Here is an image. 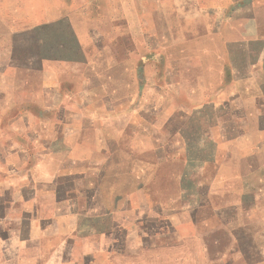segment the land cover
Masks as SVG:
<instances>
[{
    "label": "crops",
    "instance_id": "0c3cea01",
    "mask_svg": "<svg viewBox=\"0 0 264 264\" xmlns=\"http://www.w3.org/2000/svg\"><path fill=\"white\" fill-rule=\"evenodd\" d=\"M176 7L182 36L165 17L161 31L146 32L150 50L160 43L163 68L160 83L151 87L149 115L161 110L171 122L163 150L183 148L177 201L195 216L189 235H181L183 226L177 231L169 217L155 226L153 211L133 207L129 195L126 210L107 207L106 175L116 151L104 140L82 170L71 164L69 148L58 145L70 130L72 104L90 100L81 91L74 97L73 81L63 79L60 68L80 64L100 78L105 70L95 66L104 68L105 59L90 60L86 42L107 35L72 32V42L61 44L56 32L42 31L67 13L58 16L50 8L43 16L40 9L27 22L18 17L19 7L5 13L0 0V264H264V225L252 223L264 213V0H182ZM29 32L34 50L23 45ZM137 33L138 27L129 35L135 50ZM112 67L123 68L119 61ZM34 119L48 126H34ZM221 167L244 172L224 180ZM235 183L245 185L241 199L253 201L252 210L226 203ZM213 199L226 202L216 207V222L203 226L197 214ZM83 218L97 227L81 232ZM219 232L228 241L213 237ZM173 237L179 239L170 242Z\"/></svg>",
    "mask_w": 264,
    "mask_h": 264
},
{
    "label": "rangeland",
    "instance_id": "374dc122",
    "mask_svg": "<svg viewBox=\"0 0 264 264\" xmlns=\"http://www.w3.org/2000/svg\"><path fill=\"white\" fill-rule=\"evenodd\" d=\"M179 1L182 0H5V13L13 7H19L18 17L25 18L27 22L36 17L40 9L43 16L46 12L49 16L50 8L55 9L58 16L62 12L67 13V18L64 17L57 25H53L52 29L48 26L42 31L43 34L56 32L61 44L68 45L72 42L69 35L72 32L82 34L92 31L107 35L104 40L86 42L88 45L86 54L89 55L90 60L98 63L100 55L105 59V63H101L104 68L95 66V71L105 70L100 78H94L96 74L92 71L87 73L80 64H75L71 68H60L62 78L73 81L74 97L81 91L90 94V100L89 105L86 106L72 104L70 109L74 115L69 119L70 130L64 134V137H59L58 145L69 148L71 164L79 165L81 169V163L92 154L91 151L97 147L99 140H104L116 151V157L112 159L111 168L107 170L106 175L107 207L113 208L116 204L118 209L126 210L132 202L135 208L153 211L155 220L158 219L154 222L155 226L163 223L160 218L169 217L170 225H173L177 231L181 223L183 226L179 229L181 235H189L195 230V216L190 215L187 210H180L184 208L182 205L185 202L177 201L180 196L178 174L183 172L185 165V160L183 161L185 154L181 152L183 148L181 146L180 149L173 148L171 150L173 153H167V149L163 150L165 144L169 145L167 130L171 127V122L166 120L165 113L160 114L163 112L161 110H158L159 115H149L153 109L151 103L149 104L151 87L160 83L163 68L161 48L157 47L160 43L155 49L150 50L153 44L147 41L146 32L161 31V19L165 17L169 18L171 30L173 29L176 35L179 33L182 36L183 28L179 27L178 7H176ZM219 1L226 3L230 0ZM51 15L53 16V13ZM136 27H138V49L135 50V47L132 48L129 35L131 29L135 35ZM23 37L25 40L23 45L34 50L33 33L29 32V36ZM135 51L139 55L136 56ZM146 54L150 56L146 58L144 56ZM117 61L121 62L123 68L112 67ZM189 63L188 59L184 61V65L188 66ZM90 68L93 66L90 65ZM119 77L121 83H118ZM30 80H33L32 77ZM70 93L68 95H71ZM154 99L156 101V97ZM160 107L159 104L154 105L156 109ZM34 120L30 121L34 126L39 124L44 126L47 123ZM19 125L24 127L22 122H19ZM98 128L103 129L100 132L101 136L97 132ZM235 139L230 138L227 141L232 143ZM224 143L219 146L221 155L226 149L222 146L225 145ZM178 144L180 141L174 142L175 147ZM119 145L121 149H118ZM81 170H78L79 173ZM220 171V177L224 180H230L232 175L244 172L243 169L237 171L235 169L233 173L231 168L224 167L223 169L221 167ZM119 191L123 192L121 200H113L112 195ZM245 191H247L245 185L235 183L231 192H227L228 195L235 193L228 202L216 199L203 202L204 205L197 214L198 219L200 217L202 219V225L214 224L216 207L222 206L225 202L230 205L241 204L244 210L254 206L253 201L241 199V196L247 193ZM125 195L131 196V202ZM241 210L243 209H240V214L243 212ZM252 223L255 228L264 225V213L259 212V216L257 214ZM79 225L81 232L87 231L90 226L97 227L95 222H88L85 218L81 219ZM258 231H261V227ZM176 234L179 236V233ZM213 235L228 241L223 232ZM91 239L96 242L99 237L97 235ZM178 239L170 238V242Z\"/></svg>",
    "mask_w": 264,
    "mask_h": 264
}]
</instances>
